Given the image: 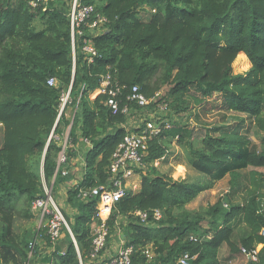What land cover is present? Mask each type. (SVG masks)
Returning a JSON list of instances; mask_svg holds the SVG:
<instances>
[{
	"label": "trees",
	"instance_id": "obj_1",
	"mask_svg": "<svg viewBox=\"0 0 264 264\" xmlns=\"http://www.w3.org/2000/svg\"><path fill=\"white\" fill-rule=\"evenodd\" d=\"M78 3L93 8L88 24L97 16L105 23L97 35L89 26L83 27L75 37L73 53L68 2L47 0L33 6L29 0H0V123L4 128L0 264H27L28 242L38 233L32 202L45 186L54 190L68 178L76 155V129L91 143L82 180L66 192L67 202L76 209L66 222L77 250L62 229L67 247L62 254L52 252L47 264H92L89 252L91 226L99 221L97 199L79 200L76 194L79 189L110 184L112 154L126 133L128 117L137 112L132 105L129 115L112 114L106 105L109 93L99 85L106 75L118 85H138L149 100L166 86L164 96L154 101L166 104L177 118L194 111L232 112L263 134L259 140L249 136V128L241 134L235 125L217 137L207 136L205 148L198 150L188 125L171 122L164 128L163 124L161 133L146 143L143 166L136 171L138 192L132 193L124 182L126 194L112 207L106 221L108 246L118 239L116 228L122 230L120 225L126 221L122 234L124 245L134 251L130 264H176V258L185 254L188 264H219L221 244L232 254L239 252L230 237L231 223L240 216L249 228L240 247L252 254L250 264H264L263 210L256 202L241 206L231 198L228 201L243 186L246 170L264 168V0ZM83 46L95 52L90 63L81 52ZM159 63L164 64L162 83L153 87L149 78ZM49 78L55 80L54 86L47 85ZM68 89L69 101L62 107L61 96ZM124 105L122 101L120 109ZM68 128L70 140L63 148L61 139ZM171 139L188 148L192 167L207 181L189 184L159 173L154 163L170 153ZM61 154L65 160L60 163ZM225 177L228 192L213 205L203 211L185 209ZM154 210L162 211L160 220L152 218ZM145 212L148 218L141 221L136 213ZM119 218L123 222L117 223ZM39 241L52 246L45 237Z\"/></svg>",
	"mask_w": 264,
	"mask_h": 264
},
{
	"label": "built area",
	"instance_id": "obj_2",
	"mask_svg": "<svg viewBox=\"0 0 264 264\" xmlns=\"http://www.w3.org/2000/svg\"><path fill=\"white\" fill-rule=\"evenodd\" d=\"M47 0H29L31 5H35L37 2H46ZM68 2L69 6V24H70V38L72 51L74 53L75 37L81 35L82 28L89 26L92 33H96L104 25L105 19L97 16L96 20L91 24H88V20L92 13V6H80L78 0H64ZM81 52L86 55L87 61L90 63L95 56V52L90 46H83ZM48 86H54L55 80L49 78L47 80ZM99 85L102 92L109 93V98L106 101V105L111 109L113 115L118 113L129 115L131 110L130 106L135 107V111L142 112L146 117L139 121L136 130H125L126 133L122 137L120 143L116 147L112 154L109 174L110 184L107 186L93 187L89 189H79L76 198L79 200H86L88 198L97 199V212L96 217L98 222L91 226V249L89 252V261L92 264H130V259L134 253L131 246L123 247L114 255L106 257V251L108 246L109 230L107 226V219L111 213L112 207H114L124 196L125 189L123 183H129L132 178L136 176V171L143 166V159L146 156V143L150 137L157 136L161 133L163 123L160 120L158 110L159 103L154 100L159 99V92L155 94L154 100H149L140 90L138 85L125 86L118 85L110 75L101 76L99 79ZM161 98V97H160ZM62 107L69 101V89L61 96ZM125 102V105L120 109V103ZM163 103V102H161ZM127 104V105H126ZM154 105V106H153ZM153 106V108H149ZM166 106V105H165ZM148 111V114L146 112ZM164 125V128H168ZM56 140H59L55 136ZM65 148L67 142H69L68 133L64 137ZM65 157L60 155V163L64 162ZM105 207H104V206ZM106 209L105 216H101L103 209ZM31 209L36 217V230L37 235L35 238L28 242V256L29 258L36 252L37 238L45 237L52 244L58 242L63 235L62 229H65L73 243L74 248L77 250V245L71 231L65 221V218L56 203L51 187L44 188L43 194L32 202ZM141 221H145L148 218V213H136ZM154 220H160L163 216L161 210H154L151 213ZM123 236V235H122ZM240 254L249 258L251 262V253L244 247H240ZM145 255L150 258L151 253L146 250ZM176 264H188V255H182L176 258ZM160 264V263H157Z\"/></svg>",
	"mask_w": 264,
	"mask_h": 264
},
{
	"label": "rangeland",
	"instance_id": "obj_3",
	"mask_svg": "<svg viewBox=\"0 0 264 264\" xmlns=\"http://www.w3.org/2000/svg\"><path fill=\"white\" fill-rule=\"evenodd\" d=\"M39 24H36V28ZM39 28V27H38ZM164 64L159 63L156 71L150 76L149 83L153 87L160 86L162 83ZM159 98L164 96L167 91V87H161L158 89ZM162 107H159L158 114L160 120L166 126L170 125L171 122H178L184 125H188V129L191 131V136L193 138L192 144L193 147L198 150H203L204 140L207 136L217 137L223 131L229 130L231 126H235L239 128L241 134L246 133L245 128H249V136L257 137L259 140L263 137V134L255 129V127L249 126L252 123L249 120H246L244 116L229 112L223 114H206L201 112H191L189 114L182 115L177 118L171 112L166 109V104L159 103ZM154 106V105H153ZM153 106H149V108H153ZM148 114V111L146 112ZM146 117L142 112H136L129 116V120L131 121L132 127H135L139 124L140 120H143ZM264 117V111H263ZM129 123V121H128ZM226 127L219 128V126ZM229 125V126H227ZM241 126V127H240ZM131 129V128H130ZM4 145V128L3 124L0 123V150ZM193 159L189 154L188 148L182 144L177 143L176 139L170 140V153L162 160L154 163V166L159 171V173L170 175L173 180L176 181H186L187 183L195 184V183H204L207 179L196 171L192 167ZM182 172V174H181ZM246 172V179L241 187L240 191L235 196H229L233 203H237L241 206L252 205L253 202H256L257 208L259 210H263L264 212V168H249ZM181 174V175H179ZM128 185L130 191L132 193L138 192L140 188L139 179L136 177L128 181ZM228 177H225L221 181L215 183V185L204 192L199 193L197 198H195L191 203L185 205V209L189 211H203L208 206L213 205L220 196H224L228 192ZM52 189V188H51ZM106 210L104 211V213ZM176 213V211H174ZM103 216V215H102ZM122 221V220H121ZM125 221V220H124ZM123 222V221H122ZM126 226V221L123 222L120 226L123 229ZM205 225V224H203ZM231 227L233 228L230 240L233 242L235 246L240 248L241 239L249 234V228L242 222L241 217H237L232 223ZM230 250L225 243L221 244L217 251V259L218 254L220 260L225 259L228 255L231 256ZM236 254V253H235ZM240 264L243 263V256ZM225 261V260H224ZM236 262V257L233 258V263ZM236 264V263H235Z\"/></svg>",
	"mask_w": 264,
	"mask_h": 264
},
{
	"label": "crops",
	"instance_id": "obj_4",
	"mask_svg": "<svg viewBox=\"0 0 264 264\" xmlns=\"http://www.w3.org/2000/svg\"><path fill=\"white\" fill-rule=\"evenodd\" d=\"M96 33H94V34H96ZM128 121H129V123H128ZM135 127H132L131 121L128 118V120L124 126V129L125 130H136ZM68 132H69V128L67 129L66 134ZM75 135L77 136V141H76V144L74 147L76 155L70 161V164H69L70 169L68 171V178H66L63 182L58 184L54 190H52V192L55 191L53 193V197H54L56 203L58 204L60 210L62 211V214L65 218V221L67 218L72 220V218L76 215V209L73 206L69 205V203L67 202V196H66L67 189L73 188L74 186L78 185V183L82 180L83 174L81 172V169L84 165L85 156L91 148V143L88 142L85 138L81 137L80 131L78 129L75 130ZM64 137L61 139L62 147H64V145H65ZM136 177L137 176H135L134 178H136ZM134 178H132V179H134ZM105 210L106 209H104L102 212L103 216H105V214H106V212L104 213ZM33 215H34V213H33ZM34 221H35L34 226L36 227L37 222H36L35 215H34ZM120 222H121V220L119 218L117 220V223H120ZM116 229H117L116 231H117V238L118 239H113L112 242H109V246H107L106 257H110V256L116 254L123 247V244H124L123 236H122L123 234H122L119 227H117ZM66 247H67V242L64 240V233L62 235V238L58 242L52 244V246H47V243L45 241H39L37 243L36 252L28 259L27 264H47L49 257H50V254L52 252L56 251L57 253L62 254L65 251ZM230 254H231L230 257L228 255L223 260L222 259L220 260V257L218 254L219 264H235V263L240 264V262L242 260V258L240 256H243V259H244L242 264H250L251 263L249 261V258L240 254V252H238L236 254H232V253H230ZM235 257H236V262L234 261V263H233V258H235Z\"/></svg>",
	"mask_w": 264,
	"mask_h": 264
}]
</instances>
